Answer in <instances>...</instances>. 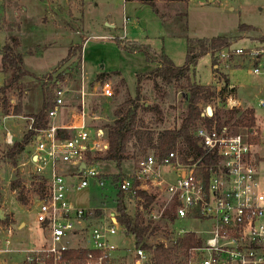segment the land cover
<instances>
[{"label": "built area", "instance_id": "built-area-1", "mask_svg": "<svg viewBox=\"0 0 264 264\" xmlns=\"http://www.w3.org/2000/svg\"><path fill=\"white\" fill-rule=\"evenodd\" d=\"M212 1V0H210ZM124 31L129 18H124ZM229 46L207 55L215 68L232 70V59L243 58V68L251 75H264V42L256 45ZM236 67V68H241ZM54 79L57 75L49 74ZM117 78L121 75H116ZM49 82L48 77L45 78ZM68 76L57 81L53 107L49 110L48 123L34 127L29 120L27 130L33 131L28 147L29 160L20 164L22 186L30 195L35 222L44 231L47 242L40 248L27 249L26 264H148L153 252L135 247L131 235L124 233L117 209L83 208L69 198L71 190L80 191L94 179L99 186L109 183L99 168L96 156H104L109 149L106 129L93 123L101 116L89 113L87 96L111 98L114 81L111 78L96 80L92 92L86 91L83 78L77 90L79 105L71 107L66 120L58 121L66 108L64 88ZM221 88H218L219 91ZM220 98H217V101ZM264 106V100H259ZM224 109L240 108L233 94L226 96ZM214 110V108H213ZM205 115L206 110H205ZM16 116L12 113L4 116ZM211 117V116H209ZM204 149L199 158H184L179 151H171L162 159L152 152L137 161L136 167L124 173L118 182L127 199L128 213H139L155 223L168 222L169 236L159 237L155 243L165 248L178 245L179 238L195 234L202 239L199 246L180 252L172 264H264V191L261 188L255 154L256 142L264 143V129L219 128L200 126L195 131ZM14 136L7 131L6 144L14 143ZM205 155L212 156L204 164ZM85 164L81 168L82 164ZM168 169L163 172V169ZM30 176V178H28ZM30 181V182H29ZM42 182L40 189L39 183ZM37 189V190H36ZM16 192V190H14ZM144 192L154 198L146 208ZM134 203V209L129 203ZM36 207V209H34ZM169 213H174L171 220ZM178 220L208 223L202 230H178ZM117 237L120 243H116ZM14 230L11 223L0 222V254L14 252ZM84 251V255L79 252ZM74 252L72 257L68 256Z\"/></svg>", "mask_w": 264, "mask_h": 264}, {"label": "rangeland", "instance_id": "rangeland-1", "mask_svg": "<svg viewBox=\"0 0 264 264\" xmlns=\"http://www.w3.org/2000/svg\"><path fill=\"white\" fill-rule=\"evenodd\" d=\"M157 8L165 13L166 20L163 22L154 7L147 3L137 1L126 2L125 0H0L6 15L0 12V26L6 28L9 23L17 24L13 27V33L20 39L19 51L23 53L25 67L31 76L25 77L23 91L15 90L14 94L23 93V99L31 106L29 112H38L42 105V83L40 78L53 73H63L70 63H77L79 59V45L82 48V64L80 73L76 77L83 78L86 91L92 92L97 75L100 72L111 74L114 81V94L111 98L89 95L86 98L89 113L102 117L99 121H93L98 125L109 124L113 120V111L128 97L135 96L138 75L151 71L156 63L146 59L143 48L136 51L125 48L137 46H151L155 53L164 51L176 65L181 66L186 60L188 42L187 38H211L218 35L230 37L232 46L243 44L256 45L264 37V0H190L186 8L181 0H153ZM26 5L28 9H22ZM230 7L234 9H230ZM189 12V16L183 18V28L173 25V20L178 19L175 13L178 11ZM129 18L124 31L123 20ZM180 19V18H179ZM178 19V21H179ZM9 20V22L7 21ZM110 22H114L115 26ZM245 25L242 29L241 25ZM248 25L252 26L248 28ZM118 26V27H117ZM20 30V31H19ZM19 31V32H18ZM5 43L4 32H0V47ZM71 49V55L70 54ZM69 58L66 62L63 60ZM243 58L232 59V70L221 71L215 68V62L210 56L205 55L199 59L194 70L192 79L203 85L212 84L221 88L228 77L236 84H243V94L253 99L257 104L260 98L264 99V75H251L243 68ZM1 63V55H0ZM241 67V68H236ZM120 72L122 77L114 75ZM1 76V75H0ZM6 77V76H5ZM231 77V78H230ZM124 79L126 86L121 84ZM0 82H2L0 78ZM64 88L71 89L66 94V108L58 121L66 120L67 112L71 107L79 105V97L76 89V81L68 77ZM231 86V85H230ZM167 90L162 99L160 92L153 87L151 81L142 82V98L147 103H159L163 115L160 117L153 112L141 114L146 124L157 131L167 127H173L180 121L186 110V102L180 92H176L172 85H165ZM234 95L240 98L237 88ZM18 102V96H14ZM203 104L207 108L223 107V97ZM242 99V98H241ZM243 103V102H242ZM244 104V103H243ZM245 105V104H244ZM205 108V110H206ZM256 125L264 129V107L256 106ZM255 112V111H254ZM258 119L263 121H258ZM29 120L22 117H8L0 108V209L9 216V224H13L15 237L20 241L16 248L19 253L1 257L12 264L13 260L21 263L25 256L24 249L38 247L47 242L45 233L35 222L34 212H29L33 206L29 193L27 204H22L18 198L20 189L12 190L11 181L20 177L22 171L20 164L29 160L28 147L19 153L14 160L6 155L13 144H6L4 136L10 131L15 141H21L27 131ZM3 138V139H2ZM255 156L259 166L260 156L264 157V143L260 139L256 142ZM133 149H129V157L123 162V172H131L140 158L132 157ZM264 161V160H262ZM264 162L261 163L263 166ZM264 167V166H263ZM99 168L104 174L118 172L115 163L101 160ZM168 169L164 168L163 172ZM24 176V175H23ZM260 181L264 191V175ZM30 178V176L28 177ZM30 182V181H29ZM23 187V186H22ZM115 190L109 183L104 186L97 185L93 179L88 187L80 191L71 190L69 198L73 204L83 208H106L109 212L115 210L113 199ZM134 203L129 207L134 209ZM36 209V207H34ZM27 223L22 230L19 229V221ZM1 222V220H0ZM3 223V222H1ZM168 223L160 222L161 229L149 238L151 243L159 240V237L169 236ZM208 223L199 221L178 220L174 226L178 230H202ZM120 243L119 238H114ZM5 264L4 262H2Z\"/></svg>", "mask_w": 264, "mask_h": 264}, {"label": "trees", "instance_id": "trees-1", "mask_svg": "<svg viewBox=\"0 0 264 264\" xmlns=\"http://www.w3.org/2000/svg\"><path fill=\"white\" fill-rule=\"evenodd\" d=\"M143 3L150 4L154 7L157 14L160 15L159 10L153 0H141ZM187 13L184 10L177 14V18L173 20L174 26L185 25L183 18ZM163 22H165L164 15H160ZM17 24L9 23L5 29L8 33L6 41L2 47H0L1 64L0 73H3L6 77L4 83L0 86V108L4 116L11 113L16 116L23 114V110L29 112L30 104L24 107L23 104V83L24 78L31 76V72L25 67L23 53L18 49L20 47V39L13 33V27ZM1 27V26H0ZM245 25H241L242 29ZM3 28V27H2ZM248 28L252 29L251 25ZM264 42V37L261 38ZM188 47L186 53V60L184 64L178 66L174 61L164 52L155 53L151 46H137L125 48L136 51L140 48L146 53V59L150 62L156 63L155 67L145 73L138 75L135 96L128 97L125 101L117 105L113 111V120L111 123L105 124L103 127L106 129L107 137L109 141V149L104 156H96L97 161L107 160L115 163L118 170L116 173L104 174L103 177L109 181V184L115 190V197L113 199L115 209L120 213L119 221L124 227V233L131 235L134 239L135 247L142 246L147 250L153 252L151 263L148 264H172L180 257V252L184 254V251L191 246H199L202 243V239L195 234H186L184 237L179 238L178 245L165 248L162 243L148 244V240L151 236L155 235L160 229V223H155L152 219H147L144 215L139 213H128L127 199L125 194L119 190L118 182L123 177V162L129 157V149H133L132 157L142 158L148 153H153L158 159H162L171 151H179L180 154L187 158L193 156L199 158L204 154V149L200 144L199 138L195 136V131L200 126L211 127L215 123L219 128L224 125H230L232 128L248 127L251 128L256 123L255 112L250 108H234L230 110L224 109V107H213L214 112L211 117L205 115V105L218 97H223V102L226 96L234 94L236 87L230 86V80L228 77L225 79L223 87L218 91L213 85H203L192 79L194 70L199 62V59L207 55L209 52L219 51L230 45V37L224 35H218L211 38H187ZM82 48L83 45H79V59L77 63H70L64 69L63 73H59L54 79L49 74L40 78L42 83V105L38 112H29L26 117L33 118L34 127L42 128L48 123L49 110L53 107L54 89L57 85V81L64 80L66 76L73 78L76 81V88L80 87V78L76 77L77 73H80L82 64ZM71 55V49L70 54ZM69 58L63 60L66 62ZM114 75H120V72H115ZM48 77L49 82L45 81ZM111 74L106 72H100L97 75L98 80H105L110 78ZM151 81L153 87L160 92V96L163 99L167 90L165 85H172L176 92H180L183 100L186 102V110L182 115L178 124L173 127H167L157 131L153 127L146 124L145 120L141 116L146 112H153L157 114L161 120L163 110L159 103L150 104L143 101L142 98V82ZM121 84L126 86L125 80L121 79ZM21 91L18 94V102L12 103V96L14 91ZM24 92V91H23ZM33 131L27 130L21 141H15L6 152V155L14 160L19 153L25 150L33 136ZM212 156L205 155L203 162L208 164ZM139 160V159H138ZM137 160V161H138ZM12 190L20 189L18 192V200L22 204L28 203V198L25 194L24 187H22V180L16 178L11 181L10 184ZM42 186V182L39 183L38 189ZM37 190V189H36ZM143 196L147 203L146 208L154 202V198L148 196L144 192L139 193ZM171 220L175 219L174 213H169ZM10 218L6 216L3 223H9ZM168 223V222H165ZM80 255H84V251L79 252ZM74 252L67 254L72 257Z\"/></svg>", "mask_w": 264, "mask_h": 264}, {"label": "crops", "instance_id": "crops-1", "mask_svg": "<svg viewBox=\"0 0 264 264\" xmlns=\"http://www.w3.org/2000/svg\"><path fill=\"white\" fill-rule=\"evenodd\" d=\"M126 2H132V1H137V2H140V3H143L141 0H125ZM189 1L190 0H181V1H179V2H182V4H185L186 6V8H188V4H189ZM156 4V3H155ZM3 6H4V3L3 2H1L0 3V12L2 13V14H5L6 15V10L3 8ZM22 9L25 11L26 9H28V7L26 6V5H22ZM230 9H234V8H232V7H230ZM159 10V9H158ZM184 11V10H183ZM182 11V12H183ZM179 12H181V11H178V12H176L175 13V17L177 16V14L179 13ZM159 13H160V15H164V19L166 18L165 17V13L164 12H161L160 10H159ZM187 13V17L189 16V12L187 11L186 12ZM8 22H9V20H7ZM124 21V20H123ZM112 25H109V26H115V28H116V25H114V22H110ZM129 23V22H128ZM19 25H17V27H18ZM122 26H124V22H123V24H122ZM118 27V26H117ZM20 31V30H19ZM18 31V32H19ZM0 32H4V35H5V41H6V38H7V35H8V33L5 31V29L4 28H2V27H0ZM1 64V63H0ZM0 78H1V80H2V82H0V86L4 83V80H5V75L3 74V73H0ZM121 77H122V75H121ZM231 78V77H230ZM207 85H209V84H207ZM210 85H212V84H210ZM231 86H234V87H236L237 88V90H238V93L241 95V97L240 98H237L236 97V95H234V97L240 102V108H243V109H245V108H250V109H253L254 111H255V115H256V106H261L260 104H259V100L257 101V104H255V102H254V100L253 99H251V98H249L248 96H246V94H243V89H244V86H243V84H241V83H239V84H236L234 81H232V79H231ZM14 96H17V95H15L14 94ZM242 98V99H241ZM260 99H263V98H260ZM264 100V99H263ZM245 104H243V103ZM12 103L13 104H15L16 103V101H15V99H14V97L12 96ZM23 104H24V107L26 106V105H28V102H26L24 99H23ZM261 107H264V106H261ZM29 112H26V111H24L23 110V114L22 115H20V116H24V117H26V115L28 114ZM29 115V114H28ZM257 116V115H256ZM263 120H264V118H263ZM263 120H260V119H258V121H263ZM264 123V122H263ZM5 137V136H4ZM3 137V138H4ZM2 138V139H3ZM4 140V139H3ZM262 160H264V157H261L260 156V161H259V166H258V169H259V177H260V181H262V175H264V165L263 166H261V163L262 162H264V161H262ZM264 164V163H263ZM4 214H5V212H4ZM6 216V215H5ZM11 225H13V224H11ZM26 225H27V223L25 222V221H23V220H20L19 221V229L20 230H22V229H24L25 227H26ZM13 227V226H12ZM40 227V226H39ZM13 230H14V228H13ZM44 232V231H43ZM13 240H14V249H15V251L14 252H11V253H3V254H0V261H1V257L2 256H7V255H12V254H14V253H19V251H22V250H18L19 248H16L15 246H17V244L20 242V241H18L19 239L17 238V237H15V232H14V238H13ZM43 245V243L40 245V246H38V247H27L26 249H24L23 251L25 252L27 249H35V248H40L41 246ZM5 246H4V243H0V248H4ZM2 262H4L5 264H7V262L6 261H2ZM2 262H0V264H3ZM21 263L22 264H26V262H25V256L21 259ZM12 264H20V262L19 261H17V260H13L12 261Z\"/></svg>", "mask_w": 264, "mask_h": 264}, {"label": "water", "instance_id": "water-1", "mask_svg": "<svg viewBox=\"0 0 264 264\" xmlns=\"http://www.w3.org/2000/svg\"><path fill=\"white\" fill-rule=\"evenodd\" d=\"M213 112H214L213 107L208 106L206 108V114H207V116H212L213 115ZM84 166H85V164L83 163L81 165V168H83ZM5 218H6V216L4 214V211L2 209H0V220H4Z\"/></svg>", "mask_w": 264, "mask_h": 264}]
</instances>
